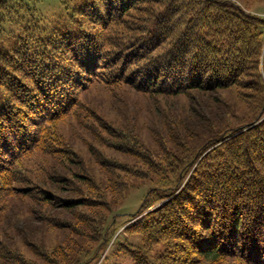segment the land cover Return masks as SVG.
<instances>
[{
    "label": "rangeland",
    "instance_id": "rangeland-1",
    "mask_svg": "<svg viewBox=\"0 0 264 264\" xmlns=\"http://www.w3.org/2000/svg\"><path fill=\"white\" fill-rule=\"evenodd\" d=\"M0 1L4 5L5 2ZM94 1L98 4L107 2L88 0L80 19H76L90 36V32L101 30V24H105V28L109 26L108 29L112 26L109 25V11L119 12L108 2L105 4L108 11L104 12L106 19L98 12L97 16L92 15L88 7ZM160 1L131 0L128 12L118 13L121 24L113 27L111 43L126 42L136 35H148L145 32L148 28L143 27L164 7V0ZM226 1L238 5L244 12L264 18V0ZM18 2L35 9L43 20L42 24L52 26L59 20L63 25H69L70 18L85 0ZM8 5L11 6L9 0ZM99 6L101 8V4ZM14 12V7L6 10V14L14 19L21 17L22 12ZM70 27L75 35L73 40L64 39L69 37L64 36L36 44V48L40 47L38 50L46 49L48 58L38 59L34 64L44 66L54 77L59 75V82L65 80L64 86L60 84L64 93L75 98H72L69 108L52 120L47 121L44 115L30 122L33 128L37 127L33 123L39 122L45 128V134L37 147H31L21 156L18 180L11 182L10 192H0V242L10 248L7 255L16 254L20 249L40 264L44 259L36 253L48 258L51 264L131 263L128 254L141 244L142 233L151 223L160 221V214L155 212L178 195L198 170L205 171L207 167L218 169L225 159L226 143L243 131L245 125V129L255 125L248 121L255 117L256 112L260 115L254 122H262L264 127V107L259 110L258 101L264 92L245 83L258 74L264 82V44L258 69L253 77L247 76L244 87L213 91L194 89L177 95L155 94L141 91L126 81H103L107 73L116 71L110 64L77 66L67 52L72 53L74 44L81 42V29H77V24ZM16 33L18 30L12 29L10 34L3 36L11 42ZM166 47H159L155 53L164 51ZM68 71L77 75L75 82L70 79L72 75L64 76ZM5 92V88L0 86V96ZM215 99L219 102L216 103ZM205 105L211 109L214 118ZM226 109L229 112H225ZM194 115L205 120L219 117L223 121H206L202 126L205 133L187 132L184 140V132L178 123L187 119L198 122ZM208 130L217 134L223 132L203 144L210 138ZM166 152L174 155L169 156ZM52 175L57 179H67L64 191L59 183L51 180ZM45 193L83 198L87 202L63 211L44 201ZM53 217L67 222L60 225L50 219ZM19 233L26 234V239ZM123 242L131 243L130 247ZM164 242L160 241L159 246L169 252L160 258L159 264H176L175 257H167L172 252ZM187 251L180 256L187 262L190 260V264H240V259L235 257L208 263L197 252Z\"/></svg>",
    "mask_w": 264,
    "mask_h": 264
},
{
    "label": "trees",
    "instance_id": "trees-1",
    "mask_svg": "<svg viewBox=\"0 0 264 264\" xmlns=\"http://www.w3.org/2000/svg\"><path fill=\"white\" fill-rule=\"evenodd\" d=\"M9 1L11 6L8 0H3L4 5L7 4L4 8L0 3V86L6 90L5 95L0 96L1 193L10 192L11 182L18 180L21 156L31 147H37L45 134V128L39 122L33 123L37 125L36 129L30 122L44 115L47 121L52 120L69 108L75 98L64 93L60 84L63 85L65 80L59 82V75L54 77L44 66L34 64L38 59L48 58L46 49L36 48L41 41L50 42L64 36H69L64 39L73 40L75 35L70 26L77 24V29H81V42L74 44L72 53L66 51L77 66L93 67L107 63L116 71L107 73L103 81H126L141 91L171 95L194 89L213 91L244 87L247 76L253 77L258 69L264 44V18L244 12L226 0H164L165 5L155 19L143 27L148 28L145 31L148 35H136L118 44L111 43V31L121 24L118 13L128 12L131 0H107L103 4L100 2L101 8L94 1L88 7L92 15L97 16L98 12L106 19L104 12L108 11L105 7L108 2L119 12L109 11V25L112 26L108 29L109 26L105 28V24H101L98 33L90 32L93 37L76 20L80 19L88 0L76 9L69 25H63L59 20L52 26L42 24L43 20L35 9L18 0ZM13 7L14 13L22 12L20 18L14 19L6 14V10ZM12 29L18 33L13 41L7 42L3 34H10ZM163 45L167 46L165 50L155 53ZM70 75L75 82L77 75L64 72L65 77ZM250 80L245 83L264 92V82L259 74ZM214 101L219 102L218 99ZM258 101L260 110L264 107V95ZM207 111L214 118L209 107ZM259 115L256 112L248 121L255 125L247 129L245 125L243 131L226 143L225 159L218 169L198 170L178 195L155 212L160 214V221L151 223L142 233L141 244L131 249L128 257L132 262L121 264H159L160 258L169 252L159 246L160 241L166 242L165 239L172 252L167 257H175L176 264H188L190 260L187 262L180 256L187 250L188 253L197 252L208 263L235 257L240 259V264H264V127L262 122H254ZM194 117L202 124L190 119L178 123L184 132V140L190 132L202 134L206 121H223L219 117L206 120L198 115ZM208 132L210 138L203 144L216 139L223 131L218 134ZM81 179L85 180L84 177ZM51 180L59 183L62 191L68 185L67 179H57L56 175H52ZM44 201L63 211L87 202L83 198L57 197L49 193H45ZM50 219L56 220L54 217ZM66 222L56 220L60 225ZM19 234L26 239V234ZM123 244L130 247L131 243ZM8 251L10 248L0 242L1 264H12L10 260L19 264H40L20 249L16 254L7 255ZM36 255L44 259L43 264H51L41 253Z\"/></svg>",
    "mask_w": 264,
    "mask_h": 264
}]
</instances>
